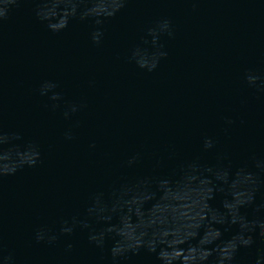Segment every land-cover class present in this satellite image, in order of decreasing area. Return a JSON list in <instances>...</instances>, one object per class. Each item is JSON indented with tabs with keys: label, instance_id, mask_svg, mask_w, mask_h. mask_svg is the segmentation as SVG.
<instances>
[{
	"label": "clouds",
	"instance_id": "clouds-1",
	"mask_svg": "<svg viewBox=\"0 0 264 264\" xmlns=\"http://www.w3.org/2000/svg\"><path fill=\"white\" fill-rule=\"evenodd\" d=\"M255 79H256L255 77H249V82L254 83ZM212 146H213L212 141L210 139H206L204 142V147L206 149H208V148H211ZM30 163H34V161H30ZM66 231H70V230H66ZM262 235H264V233H262ZM42 239H43L42 235H37V241H40ZM90 239H94V237H90ZM52 240H55V237H53ZM49 242H52V241H49ZM251 243H252V239H251V237H249L248 240L245 241V244L250 245ZM69 247H70V245H69ZM0 260L9 261V260H11V257L10 256L9 257H3L2 254H0Z\"/></svg>",
	"mask_w": 264,
	"mask_h": 264
}]
</instances>
